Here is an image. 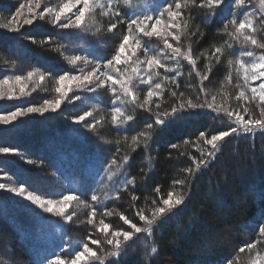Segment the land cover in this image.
<instances>
[{
  "label": "trees",
  "instance_id": "16d2710c",
  "mask_svg": "<svg viewBox=\"0 0 264 264\" xmlns=\"http://www.w3.org/2000/svg\"><path fill=\"white\" fill-rule=\"evenodd\" d=\"M176 2L183 5L179 18L183 32L173 45L182 53H190L194 66L183 56L172 58L169 52L162 55V63L172 71L157 68L160 75L153 77L150 84L130 86L135 100L132 95H124L119 85H115V94L103 90L105 93L96 95L101 107L109 111L108 124L102 130H83L63 123L62 116L55 117L54 123L23 121L0 127V148L14 149L10 153H16L14 157L0 156L2 173L45 198L75 195L95 209L96 216L84 232L56 215L0 193V224L3 229L7 226L10 235L9 242L0 243L9 245L13 256L23 264H58L56 257L70 264L85 243L104 259L101 262L89 258L81 264H228L229 260L234 264L243 260L249 250L264 255V236L259 233V227L264 226V132L254 129L244 133L238 128L236 134L217 142L211 158L208 153L213 149L206 143L212 135L237 127L224 112L215 111L217 106L239 111L245 119H264V105L258 97L252 99L251 91L255 87L260 92L259 85L264 83V78L251 79L252 65L260 62L264 48L244 42L245 36H251L258 45L264 44V11L253 0H243L240 6L236 0H224L214 12L199 7L201 0H130V5L117 0L115 8L121 13L120 19L128 23L129 19H143L145 15H153L155 20L157 9ZM4 7L0 5V12ZM9 8L13 11L16 4ZM241 22H251L255 30L246 27L237 32ZM25 38L0 31V58L9 65L0 70V77L31 69L58 75L62 62L36 49L45 38L36 36V48ZM74 42L78 53L95 62L107 61L114 46L113 41L109 44L85 34ZM141 42L152 51L158 40L143 37ZM14 47L19 54L12 51ZM216 48L221 52L216 53ZM247 51H252L253 56L244 55ZM239 60L248 69L247 80ZM157 83L161 85L159 89L155 88ZM149 89L158 95L146 102ZM241 91L247 99H237ZM188 101L197 107H188ZM209 103L213 108L206 106ZM181 104L185 105L182 109ZM14 107L15 103L0 102V113ZM117 107L120 113H114ZM173 108L178 112L171 114ZM245 108L249 111L245 112ZM64 115L71 118L80 114L67 111ZM127 116L133 120L122 123ZM33 125L39 130L48 127V136L53 139L42 141V145L38 141L40 131ZM29 176L42 181L33 182ZM45 181L46 187L39 189ZM169 192L173 199L183 196V204L158 217L150 232L134 234V239L122 246L120 255H108L115 248L106 241L115 237L98 231L103 227L98 223L103 220L110 225V232H134L120 218L123 215L146 229L149 226L138 213L151 219L153 210L164 206L162 200L168 198ZM93 195L98 201H92ZM119 239L124 245L123 237ZM91 240L100 243L93 245ZM251 243L256 245L253 249L239 252ZM153 247L157 252H152ZM50 250L52 254L47 253ZM2 251L6 248L0 247V264H12L3 258Z\"/></svg>",
  "mask_w": 264,
  "mask_h": 264
},
{
  "label": "rangeland",
  "instance_id": "374dc122",
  "mask_svg": "<svg viewBox=\"0 0 264 264\" xmlns=\"http://www.w3.org/2000/svg\"><path fill=\"white\" fill-rule=\"evenodd\" d=\"M256 4H260V0H253ZM36 2L37 0H0V5L6 6L0 12V31L3 33L11 34V35H17V36H23L34 48H36L37 40L36 36H41L45 39L42 40V42H39L40 44H37L39 48H36L38 50L43 49L53 55L55 58H57L59 61L63 64L64 71L60 70V73L56 75L55 77L50 76L48 74L42 73L38 70H29V71H23L21 73H12L9 75H5L0 77V92L4 93V97L0 99V102H7L10 104H16V107L14 109L9 110L8 112L0 113V114H9L11 112L16 111L17 109L24 110V115L18 116L14 121H11L10 123H3L0 122V127H7L11 126L17 122H23V121H30L33 122V124H41V121H47L51 122L49 120H52L58 116H62V122L72 126L80 127L83 130L87 131H97L102 130L101 128L104 127V125L108 124L107 120V114L109 111L105 110L101 107L99 104L98 94L105 93L103 90H107L108 92H112V86L111 82L109 81L107 85L103 88H96L95 84L91 85L92 90H89L88 85H84L82 87H77V81H72L71 77L78 76L80 77V80H82L84 75H87L89 72H91L99 63L101 65L99 72L97 75H99V78L101 80H106V75H103L101 73H108V74H116L117 78L121 81H127L129 77L132 78V84L130 86L136 87L139 85V78L142 77L144 80H147L149 76L156 77L157 75V68L154 67L153 69L149 70L147 68L146 63H141L137 65V61H146L151 56H157V58L161 59V62H163L164 57L162 55L167 54L171 52L170 49H166L163 43V36L162 37H154L158 42L155 44V47L152 49H148L147 54L144 51V45L141 48H138L135 55H132L129 48L126 46L125 53L122 54V61L125 60L126 56H131L130 60H127L126 62H122L119 65H115V68L119 69V73H116L115 70H109L104 67L106 64V61L104 62H95L93 60H90L89 58L83 56L81 53H78L77 50L79 49L78 45L74 42V39H77V36L79 35H86V37H89L91 39H97L101 42L108 41L109 44L113 41V49L112 52H110V58L116 55L119 45L122 42L123 36L128 35V23L124 22L123 19H120V17H117L114 15L115 11L117 10L115 8V4L113 5L112 9H108L107 7V0H103L105 7L103 9L97 7L94 13H90L86 16L84 25L81 28H63L60 27L58 24L53 23L54 17L49 14L45 13L44 17L41 18L39 16L40 12H43L45 8H51L56 9L59 11V7L66 3L67 0H39L40 7L36 8ZM181 4L182 10V2H179ZM16 4V8L11 11L10 6ZM21 5H24V8H20ZM9 6V7H8ZM82 6V5H81ZM3 8V7H2ZM32 8L34 12L36 13V19L33 20V23L31 24H24V19H31L32 13H29L28 9ZM17 9H20V15L17 16ZM173 10H175V5L173 6ZM107 11L108 14L104 15L103 13ZM264 11V10H262ZM14 16H17V19L13 20L12 18ZM164 24L158 25V29L162 31V33H168L173 32L175 35H178L180 37V34L182 31V28H166L165 25L169 23V20L167 18V14L163 17H160ZM180 17H177L175 21H172L173 23H181ZM9 20H12V23L9 24ZM68 17H62L61 23H67ZM74 22V17H73ZM145 23L148 25L146 28V31L151 30V25L155 23V20L151 21H145ZM5 24H8V27H4ZM111 24H116L117 27L113 29L111 32L108 30L109 26ZM181 25V24H180ZM18 27V31H10L9 28H16ZM55 34L56 37L52 36V34ZM46 34V35H45ZM131 36H134L138 39H142L143 34L138 33L136 30V26L134 25L132 28ZM52 37L53 39H51ZM169 42L173 44V39L171 36H168ZM111 43H110V42ZM49 42H51L49 44ZM142 43V42H141ZM48 44V45H46ZM58 44V45H57ZM130 44L132 46L135 45V40H130ZM35 45V46H34ZM50 45V46H49ZM157 45V46H156ZM175 46V45H173ZM176 47V46H175ZM13 52H17L19 54V51H17V48L14 47L12 49ZM74 56H80L82 58L81 61H78L76 65H72L69 61ZM107 59V60H108ZM167 60V58H165ZM115 64V62H114ZM6 62L3 60V58H0V70H3L4 68L7 69ZM139 67V75L134 73L133 69ZM62 71V72H61ZM29 72H33L34 75L31 79L28 78L27 74ZM67 74L68 79L61 84L59 82V77L61 75ZM119 75V76H118ZM21 76L23 79L20 82H17L15 77ZM43 76L44 79L41 80L40 77ZM114 76V75H113ZM115 78V76H114ZM7 79L8 83L5 84L3 81ZM119 85V84H117ZM120 89L121 85H119ZM24 88V93L22 94L20 89ZM60 88L61 91L57 92L56 89ZM71 89V90H69ZM11 95L13 97H19V99L13 98L8 99L7 97ZM104 96V95H103ZM29 98V99H28ZM28 99V100H27ZM59 99L61 100V105L59 108H50L48 105H46L45 101H50L52 103H55V101ZM29 101V102H28ZM20 102L21 105L17 104ZM24 102V104H22ZM28 102V103H27ZM223 102V101H222ZM28 107H37V108H46L47 110L43 112H32L29 113L26 111ZM69 111L71 113H79V116L75 117H67L64 114ZM90 112L92 113L91 116L85 117V121L79 122L78 118L84 113ZM114 113H117L114 111ZM35 120V121H33ZM99 121V123H96ZM28 123V122H27ZM95 124V127H89V125ZM105 125V126H106ZM34 126V125H33ZM35 129L39 130L38 126H34ZM48 127H45V129H41L40 135L41 139H38L41 144L44 140H50L53 139L49 135V129ZM45 131V133H44ZM47 132V134H46ZM43 134V136H42ZM43 145V144H42ZM7 155H11V157H14L16 153H4L0 152V156L7 157ZM39 165V164H37ZM31 177L33 182H39L42 181L41 178H37L35 176H29ZM0 184H4L5 188H0V193L4 196H8L9 198L16 199L21 202H25L26 204H29L33 208L39 210L40 212H43L45 214L49 215H56L63 219L60 215H58V211L53 212H47L45 208L48 206L46 205L45 208H42L39 206V204L34 203L31 200L27 199V192H32L35 195H39L44 200H52L55 202L61 201L62 197L64 195L69 194H62L61 196L57 198H45L43 197L39 192L35 190H29L25 187L26 192L24 195H20L16 192H12L9 189L13 187H19L20 185L16 184L13 180H11L9 177H7L4 173L0 171ZM39 189H44L46 187V181L45 183L42 182L39 185ZM38 188V187H37ZM41 191V190H38ZM75 212V215L72 219V221H67L63 219L64 221L71 223L74 225L75 228H77L79 231H84L87 229L86 225H89V219H94L91 216L92 210L85 202L81 201L80 199H75L70 202V207L67 210V214H71ZM96 216V215H95ZM100 224V222L98 223ZM0 240H6L10 237L8 228L4 227L2 228V224H0ZM10 240V239H9ZM9 242V241H7ZM92 244V243H91ZM1 249H5L6 251H2V256L7 262H11L12 264H23L20 258H15L13 256V251L10 248L9 245H5L0 243ZM11 250V251H9ZM6 252V253H5ZM9 254H8V253ZM48 254H52V251H47ZM261 259V264H264V255H258L255 254L252 250H249L245 253V256L243 257V260L238 261L234 264H251V261L256 258Z\"/></svg>",
  "mask_w": 264,
  "mask_h": 264
},
{
  "label": "snow or ice",
  "instance_id": "6c2138e0",
  "mask_svg": "<svg viewBox=\"0 0 264 264\" xmlns=\"http://www.w3.org/2000/svg\"><path fill=\"white\" fill-rule=\"evenodd\" d=\"M117 3V0H107V7L108 9H112L113 5ZM125 4H129L130 5V0H124ZM192 3H195V0H192ZM224 3V0H201V3L199 5V7H206L210 10H213V12L218 9L222 4ZM243 3V0H236V5L240 6ZM82 5V6H81ZM40 7V3L39 0H37L36 2V8L38 9ZM99 7L101 9H103L105 7L103 0H67L66 3H63L60 7H59V11H57L56 9H51V8H45L43 12L39 13V16L41 18L44 17L45 13H49L51 14L54 19H53V23L58 24L60 27L63 28H81L84 25V21L85 18L88 14L90 13H94L96 8ZM20 8H24V5H21ZM260 8L261 10H264V0H260ZM181 9V4L179 2L175 3V10H173V5L171 3H166L165 6L163 7V9H157L156 10V18H155V23H153L151 25V30L146 31V28L148 27V25L145 23V21H151L153 20V15H145L143 19H141L140 17H137L136 19H129L128 21V35H124L122 42L119 45L118 51L116 53L115 56H113L111 59H108L106 61V64L104 65V67L106 69L111 70H115L116 73H119V69L115 68V65H119L122 62H126L127 60L131 59V56H126L125 60L122 61L121 57L122 54L125 53V49L126 46L129 48V50L131 51L132 55H135L136 51L138 48L143 47L141 40L131 36V32H132V28L135 25L136 26V30L138 33H142L143 36L148 37V38H152V37H162L163 36V43L166 49H170L171 53H172V58L175 57H179V56H183L186 60L189 61V63H191L193 66L195 65V60H193L191 58L190 53H182L181 49L179 47H174L172 43L169 42L168 36H171L173 40L179 41L180 37L178 35H175V33L173 32H168V33H162V31L160 29H158V25H162L164 24V21L160 18L163 17L165 15V13L167 14V18L169 20V23L167 25H165L166 28H180L181 25L179 23H173L172 21H175L177 17H181L183 15V13L180 11ZM29 13H32V18L31 19H24L23 23L24 24H31L33 23V20L36 19V13L34 12V10L32 8L28 9ZM20 9H17V16L20 15ZM104 15H107L108 12L105 11L103 13ZM114 15H116L117 17H119L121 15L119 10H116ZM17 16H14L12 19L15 20L17 19ZM62 17H68V22L67 23H61V18ZM73 17H74V22H73ZM9 24L12 23V20H9L8 22ZM187 23V21H185V24ZM233 23H235V21H233ZM4 27H8V24H5ZM117 27L116 24H111L109 26V31L111 32L113 29H115ZM253 29V24L251 22H248L247 24L244 22H241L239 24V27L237 28V32H240L241 30L245 29ZM10 31H18V27L16 28H9ZM135 40V45L132 46L130 44V40ZM244 42L248 43L250 42L252 45L254 46H258V47H262L264 48V44H260L258 45V41L257 39L251 37V36H245L244 37ZM144 51L147 54L148 49L146 47H144ZM216 53H220L221 49L220 48H216L215 49ZM244 55L248 56V57H252L253 56V52L252 51H247L244 53ZM82 58L80 56H74L71 58V60L69 61L72 65H76L78 61H81ZM259 63H255L252 65V68L254 69L253 74L251 75V79L253 81L255 80H260L261 78H264V56L259 57ZM115 62V64H114ZM137 65L141 64V63H146L147 68L149 70L153 69L154 67L156 68H165V65L161 62V59L157 58V56H151L149 57L146 61H137L136 62ZM239 65L241 68L244 69V77L245 80L248 79V69L247 67H245L244 61L243 60H239L238 61ZM101 65L99 63H97L96 67L89 72L87 75H84L82 80H80V77L78 76H73L71 77L72 81H77V87H82L84 85H88L89 86V90L91 91V85L95 84L96 88H103L107 85V83L110 81L111 84L113 85L111 91L113 92V94L116 93V88L115 85L119 84L121 85L122 91L124 95H132V90L130 85L132 84V78L129 77L127 79V81H121L119 79L114 78L113 75L108 74V73H101L103 75H106V80H101L99 78V75H97V73L99 72ZM134 73H136L137 75H139V67L133 69ZM165 71H172V69L169 68H165ZM159 73H157L158 75ZM34 73L33 72H29L27 74L28 78L31 79L33 77ZM167 78V77H166ZM208 77L205 76L204 79H207ZM17 82H20L23 77L21 76H17L15 77ZM41 80L44 79L43 76L40 77ZM68 79L67 74L65 75H61L59 77V82L61 84H63L66 80ZM152 81V76H149L147 80H144L142 77L139 78V83L141 85L144 84H150ZM3 83L7 84L8 80L5 79L3 81ZM161 87V85L159 83L155 84V88L159 89ZM261 91L257 92V89L255 87H253L251 89L252 93L254 94L252 99L255 100L256 97L259 98V102L261 105H264V83L259 85ZM71 90V89H69ZM21 93H24V88L22 87L20 89ZM57 92H60L61 89L57 88L56 89ZM154 95H158V93H155L154 91H152L151 89L148 90L147 92V97H146V102L148 99H150L151 97H153ZM5 98L4 97V93L0 92V99ZM8 99H19V97H13L11 95H9L7 97ZM247 99V97L245 96V93L243 91H241L237 97V99ZM121 98L120 96H116V101H119ZM132 99L135 100L136 97L134 95H132ZM213 100H215V97H213ZM46 105H48L50 108H59L61 105V100L57 99L55 101V103H52L50 101H45L44 102ZM187 106L188 107H197V105L192 104L191 101L187 102ZM200 106H204V105H200ZM208 108H213V104L209 103L206 105ZM140 107H144L143 104L140 105ZM185 105L181 104L180 108H184ZM47 110L46 108H37V107H28L26 109L27 112L32 113V112H43ZM179 109L177 108H173L171 111V114H175L178 112ZM215 111L220 113V112H224L225 115L229 118H232L234 120V123L237 125V127H229V129L227 131H220L218 134L212 135L210 139L206 140V143L208 145L211 146V148L213 149L212 152L208 153V156L211 158L212 156L215 155V150H217L218 148V144L217 142L219 141H224L226 137H230L233 134H236L238 131V128L240 131L244 132V133H252L254 129H259L260 131L264 132V119H245L243 115L240 114L239 111H236L235 113L227 108H222L220 106H217L215 108ZM245 112H248L249 109L245 108L244 109ZM115 112L120 113L121 109L119 107H117L115 109ZM24 110L21 109H17L14 112H11L7 115L5 114H0V122L3 123H10L11 121H14L18 116H22L24 115ZM92 113L90 112H86L84 113V115L80 116L78 118L79 122H83L85 121V117L91 116ZM164 115H170V113H164ZM113 120H116V117L113 116ZM133 120L132 116H127L125 117V119L122 121V123H127L128 121ZM159 124H163L164 121L163 120H157L156 121ZM96 123H99V121H97ZM89 127H95V124L89 125ZM149 128H151V125H148ZM145 136H147L148 134L145 133L143 134ZM200 135L203 137L205 134L203 132L200 133ZM136 139V138H134ZM10 151H15L14 149H9V148H0V152H4V153H8ZM125 160H127V157L125 158ZM201 163H206L205 161L201 160ZM0 188H5L4 184H0ZM12 192H16L20 195H24L26 192V189L24 187L23 184H21L19 187H13L9 189ZM157 191H159V189H157ZM27 199L33 201L34 203L39 204L40 207L45 208L46 205H48L45 210L47 212H53V211H58V215H60L61 217H63V219L67 220V221H72L75 212L71 213V214H67V210L70 207V202L77 199V197L75 195H64L61 199V201L59 202H55L52 200H44L42 199L39 195H35L32 192H27ZM92 201H98V197L96 195H93L91 197ZM184 202V197L183 196H178L175 199H173V193L169 192L168 193V198L167 199H163L162 200V204L164 206L161 207H157L153 210V214H152V218L150 219L148 216L142 214V213H138L139 219L142 221H145L146 224L149 226L146 229H142L140 227H138L136 224L132 223V221L128 220L127 217L121 215V219L125 221V223L131 225V228L134 230L133 231H123V230H117V231H111L110 232V225L104 223L103 220L100 221V223L103 225L102 228H98V231H103L106 234H109L112 237H115V239H108L106 242L109 245H114L115 250L111 253H108V255L110 256H118L120 255V250L122 248V246H126L128 245V242L132 241L134 239V234H138L141 232H150L151 231V225H153L158 217H162V216H166L167 214H170L172 212L173 209H175L178 205L183 204ZM106 215H111V213H106ZM91 216L94 218L95 217V209H92V213ZM89 223H92V219H89L88 221ZM259 233L264 236V226L259 227ZM123 237V242L124 245H122L121 240L119 239V237ZM90 239V238H89ZM91 243L93 245H98L100 243V241L98 240H91ZM255 243H251V244H247L244 247H241L239 249V252L243 253L245 251L246 248L248 249H253L255 247ZM152 252L155 253L157 252V248L153 247L152 248ZM89 258H91L92 260H100L101 262L103 261V257L98 256L97 252L93 250V248L89 247V245L87 243H85L83 245V250L82 251H77L75 253V257L74 259L71 260L70 264H81L82 261L87 262L89 261ZM56 261H58V264H65V261L60 259L59 257L55 258ZM228 264H232V261L229 260ZM251 264H261V259L258 257L256 259H253L251 261Z\"/></svg>",
  "mask_w": 264,
  "mask_h": 264
}]
</instances>
